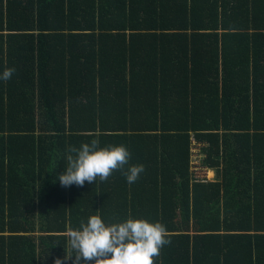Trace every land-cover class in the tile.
Wrapping results in <instances>:
<instances>
[{
	"label": "trees",
	"instance_id": "1",
	"mask_svg": "<svg viewBox=\"0 0 264 264\" xmlns=\"http://www.w3.org/2000/svg\"><path fill=\"white\" fill-rule=\"evenodd\" d=\"M5 67L0 264H54L68 229L129 214L166 226L154 264H264V0H0ZM191 135L213 181L190 178ZM94 138L138 181L62 187Z\"/></svg>",
	"mask_w": 264,
	"mask_h": 264
},
{
	"label": "clouds",
	"instance_id": "2",
	"mask_svg": "<svg viewBox=\"0 0 264 264\" xmlns=\"http://www.w3.org/2000/svg\"><path fill=\"white\" fill-rule=\"evenodd\" d=\"M14 67H5L0 81L7 82L15 74ZM131 152L126 145L100 146L98 138L69 146L65 171L57 176L65 188L83 187L106 182L115 171H120L129 184H133L145 171L143 164H130ZM167 228L160 222L133 219L131 214L123 222L105 223L99 215L81 221L78 228L66 233V255L54 264H154L164 246L170 245ZM74 257V259H73Z\"/></svg>",
	"mask_w": 264,
	"mask_h": 264
},
{
	"label": "built area",
	"instance_id": "3",
	"mask_svg": "<svg viewBox=\"0 0 264 264\" xmlns=\"http://www.w3.org/2000/svg\"><path fill=\"white\" fill-rule=\"evenodd\" d=\"M204 143H200L191 135L189 139V172L192 182L210 181L209 168L203 164L205 154L202 152Z\"/></svg>",
	"mask_w": 264,
	"mask_h": 264
},
{
	"label": "crops",
	"instance_id": "4",
	"mask_svg": "<svg viewBox=\"0 0 264 264\" xmlns=\"http://www.w3.org/2000/svg\"><path fill=\"white\" fill-rule=\"evenodd\" d=\"M196 140V139H195ZM198 141V140H197ZM199 142V141H198ZM200 143H202V142H200ZM205 144V143H204ZM206 147V144H205V146H203L202 147V152H203V149ZM204 153V152H203ZM187 155H189V147H187ZM203 164H204V160H203ZM208 174H209V178H210V181H213L214 180V178H215V172L212 170V169H209V171H208ZM134 184V183H133ZM133 184H128L129 186L130 185H133ZM128 186V187H129Z\"/></svg>",
	"mask_w": 264,
	"mask_h": 264
}]
</instances>
